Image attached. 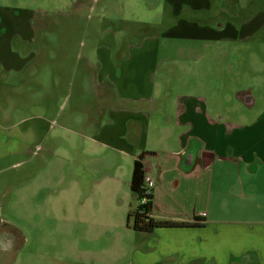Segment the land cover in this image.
<instances>
[{
  "label": "rangeland",
  "instance_id": "obj_1",
  "mask_svg": "<svg viewBox=\"0 0 264 264\" xmlns=\"http://www.w3.org/2000/svg\"><path fill=\"white\" fill-rule=\"evenodd\" d=\"M173 4L0 0V38L11 24L3 13L31 23L35 36L27 42L14 37L13 49L39 58L29 63L39 68L23 83L10 80L9 93L0 91V264L175 260L164 259V234L127 226V214L135 207L130 162L104 149L95 134L107 121L112 101L104 100L112 95L110 85H98V62L109 57L117 67L120 59L135 55L132 45L145 37L158 38L164 41L169 91L204 94L210 105L222 104L225 116L249 123L264 112V43L262 34L245 42L175 37L172 28L179 21L205 25L227 18L218 17L221 10L216 9L204 15L171 13ZM227 4L253 12L264 0ZM237 93H249L254 103L245 105ZM4 233L15 239L3 242Z\"/></svg>",
  "mask_w": 264,
  "mask_h": 264
},
{
  "label": "crops",
  "instance_id": "obj_2",
  "mask_svg": "<svg viewBox=\"0 0 264 264\" xmlns=\"http://www.w3.org/2000/svg\"><path fill=\"white\" fill-rule=\"evenodd\" d=\"M228 1L174 0L171 13L204 15L221 5L217 16L227 18L205 25L179 21L174 36L245 42L262 34L264 43V5L237 11L240 21L234 22L228 15L235 8ZM2 17L11 22L0 38L4 95L10 80L23 83L39 68L29 64L39 58L13 49L14 37L27 42L35 36L31 23ZM131 47L135 55L123 57L117 67L109 57L98 62V85H110L112 95L104 100L112 101L107 121L95 134L104 149L127 158L131 170L142 154L150 164L155 220L199 225L159 229L164 259L175 258L171 264H264V112L242 123L225 116L222 104L210 105L204 94L171 92L164 81V41L150 36ZM237 95L244 104L254 103L249 93Z\"/></svg>",
  "mask_w": 264,
  "mask_h": 264
},
{
  "label": "trees",
  "instance_id": "obj_3",
  "mask_svg": "<svg viewBox=\"0 0 264 264\" xmlns=\"http://www.w3.org/2000/svg\"><path fill=\"white\" fill-rule=\"evenodd\" d=\"M228 5V4H227ZM229 6V5H228ZM222 6L217 5L216 8ZM232 10V8H230ZM229 13V11H228ZM229 14L228 16L234 17L237 15V10L235 13ZM143 160V154L139 155L132 164L131 177H130V193L135 202L134 209L130 210L127 214V226L135 232L150 234L155 230L166 229V228H176L182 226H199L197 224L185 225L174 222H161L157 221L152 217L153 210V195L144 196V173L141 161Z\"/></svg>",
  "mask_w": 264,
  "mask_h": 264
},
{
  "label": "built area",
  "instance_id": "obj_4",
  "mask_svg": "<svg viewBox=\"0 0 264 264\" xmlns=\"http://www.w3.org/2000/svg\"><path fill=\"white\" fill-rule=\"evenodd\" d=\"M141 164H142L143 173H144V177H143L144 191H143V194L145 197L151 196V195H153V186H152V179H151L150 173H149L150 164L145 160H142Z\"/></svg>",
  "mask_w": 264,
  "mask_h": 264
},
{
  "label": "flooded vegetation",
  "instance_id": "obj_5",
  "mask_svg": "<svg viewBox=\"0 0 264 264\" xmlns=\"http://www.w3.org/2000/svg\"><path fill=\"white\" fill-rule=\"evenodd\" d=\"M2 237H3L2 241L8 244L11 243L13 239H15L14 235L9 234V233H4Z\"/></svg>",
  "mask_w": 264,
  "mask_h": 264
},
{
  "label": "water",
  "instance_id": "obj_6",
  "mask_svg": "<svg viewBox=\"0 0 264 264\" xmlns=\"http://www.w3.org/2000/svg\"><path fill=\"white\" fill-rule=\"evenodd\" d=\"M251 104V102L250 101H247L246 103H245V105H250Z\"/></svg>",
  "mask_w": 264,
  "mask_h": 264
}]
</instances>
